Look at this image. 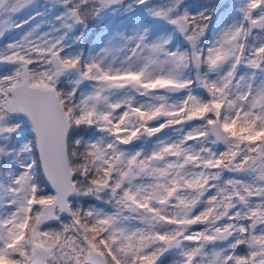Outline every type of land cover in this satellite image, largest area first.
Instances as JSON below:
<instances>
[{
  "label": "snow or ice",
  "instance_id": "6c2138e0",
  "mask_svg": "<svg viewBox=\"0 0 264 264\" xmlns=\"http://www.w3.org/2000/svg\"><path fill=\"white\" fill-rule=\"evenodd\" d=\"M40 7L0 0V264H264V0Z\"/></svg>",
  "mask_w": 264,
  "mask_h": 264
},
{
  "label": "rangeland",
  "instance_id": "374dc122",
  "mask_svg": "<svg viewBox=\"0 0 264 264\" xmlns=\"http://www.w3.org/2000/svg\"><path fill=\"white\" fill-rule=\"evenodd\" d=\"M35 2L41 6L38 10L43 11L42 6L45 3L49 2V0H35ZM209 2H210V0H190V3H192L194 5H202V4H206ZM213 2H217L220 4H230V3H232V0H213ZM221 11L223 12V10H221ZM30 15L35 16V12H33V11L24 12L20 16V20L27 19ZM219 18H222V17H218V19ZM37 24L41 25L43 30H45V31L47 30V21L40 16H36L34 20L30 21L29 25H25L24 30H27L29 27H35Z\"/></svg>",
  "mask_w": 264,
  "mask_h": 264
}]
</instances>
